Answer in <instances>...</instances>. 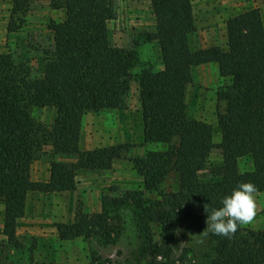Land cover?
I'll use <instances>...</instances> for the list:
<instances>
[{"label": "trees", "instance_id": "obj_1", "mask_svg": "<svg viewBox=\"0 0 264 264\" xmlns=\"http://www.w3.org/2000/svg\"><path fill=\"white\" fill-rule=\"evenodd\" d=\"M36 1L41 0H10L6 32L20 29ZM45 1L62 16L47 25L52 43L44 50L41 74L32 76L27 62L16 61L8 52L0 54V233L13 246L18 245L16 222L23 216L28 192L73 190L78 171L106 170L120 158L116 145L81 150L79 131L86 112L117 105L134 58L131 50L109 43L107 23L114 18V0ZM148 2L155 25L142 35L143 41L157 44L159 68H145L135 77L141 141L167 148L149 149L131 159L141 189L115 197L103 195L100 212L87 222L56 223L55 229L60 240L96 237L108 243L110 210L135 203L141 211L139 223L146 242L142 253L156 256L161 247L168 249L182 204L189 203L207 219L205 205L209 213L220 207L222 197L241 182H253L258 193L264 194V24L258 7L249 6L224 20L223 47L191 49L187 35L195 31V23L190 0ZM209 63L215 64L218 76L226 82L215 90L216 108L218 103L223 105L215 112L221 174L204 180L200 171L207 156L204 147L212 137L211 124L187 115L185 88L192 69ZM33 107L53 108L49 128L33 120ZM42 145L49 146L51 155L75 154V158L50 161L47 179L32 180L30 165ZM172 151L178 190L167 196L159 187L169 171ZM243 160L249 162L248 169H239ZM144 192H155L161 201H150ZM150 222L159 225L162 246L151 243ZM191 225L201 228L199 223ZM209 237L213 242L209 264H264V229L241 227L232 239Z\"/></svg>", "mask_w": 264, "mask_h": 264}, {"label": "rangeland", "instance_id": "obj_2", "mask_svg": "<svg viewBox=\"0 0 264 264\" xmlns=\"http://www.w3.org/2000/svg\"><path fill=\"white\" fill-rule=\"evenodd\" d=\"M192 13L198 26L211 28L215 43L223 44L224 20L250 5L260 10L264 24V0H190ZM10 11V0H0V54L8 52L16 61H24L30 75L39 76L44 63V50L51 46V33L47 29L50 20L62 16L60 10L52 9L48 1L33 2L24 21L16 32L5 30ZM114 18L107 23L108 40L113 46L133 52L132 65L124 76L125 90H122L113 108L86 112L80 124L78 146L81 150L95 146L116 145L120 158L112 162L109 169L80 170L75 176L73 190L66 192H28L25 197L24 213L16 222L15 235L18 245L4 240L0 233V261L2 264H38L41 261H57L65 264H209L213 257L211 238L199 235L206 228L204 218L189 203L181 206L173 239L168 249L161 247L160 254L152 256L142 253L146 245L139 219L140 208L135 203H126L110 210L108 224L111 229L108 243L96 237H76L60 240L56 223L87 222L89 217L100 212V197H115L126 192L141 189V179L136 175L131 159L144 154L146 150H164L165 144L143 143L141 141L140 112L137 101L135 77L145 68H159L158 46L154 41H143V33L152 31V13L148 0H114ZM190 35L187 39L193 41ZM226 80L220 78L215 69L208 65L193 68L191 81L185 88L186 113L211 124L212 137L204 147L206 161L200 175L204 180L215 179L221 174L218 148V129L215 112L223 105L215 101V90ZM33 120L42 127L51 126L54 110L50 107H33ZM264 119V118H263ZM174 146L176 147V143ZM172 143V145H173ZM75 154L51 155L48 145L38 147L31 162L29 174L32 180L47 179L48 163L52 160L72 161ZM172 151L169 171L159 191L164 195L178 190L177 170ZM249 162H239V169H248ZM150 201H161L155 192H144ZM258 215L255 221L245 226L251 230L264 229V194L258 193ZM0 203V230L1 211ZM193 223L201 224L199 230ZM177 230H179L177 234ZM153 245H161L160 227L148 224ZM203 239V244L196 241Z\"/></svg>", "mask_w": 264, "mask_h": 264}, {"label": "clouds", "instance_id": "obj_3", "mask_svg": "<svg viewBox=\"0 0 264 264\" xmlns=\"http://www.w3.org/2000/svg\"><path fill=\"white\" fill-rule=\"evenodd\" d=\"M257 186L249 182H241L230 194L221 199V206L212 208L210 213L205 205L207 212L206 228L199 234L208 237L209 234L223 236L232 239L236 232L245 226L251 225L258 215V195ZM179 230H177L178 234ZM203 244L204 240L196 241Z\"/></svg>", "mask_w": 264, "mask_h": 264}, {"label": "crops", "instance_id": "obj_4", "mask_svg": "<svg viewBox=\"0 0 264 264\" xmlns=\"http://www.w3.org/2000/svg\"><path fill=\"white\" fill-rule=\"evenodd\" d=\"M252 6H254V5H252ZM151 17H152L151 27L153 28L155 24H154V19H153L152 15H151ZM194 23H195V31L187 35V38L190 35H192L191 37L193 38V41H189L187 39V43H188L189 48L193 49V48L208 47L210 45H215L216 44L215 38L213 37V31L211 30V28H209L208 30L205 29L204 26L202 28H200L195 19H194ZM223 46H224V35H223V44L221 47H223ZM204 65H208L210 67H213L215 69V72L217 73V69H216L215 64L209 63V64H204ZM204 65H199L197 67L204 66ZM194 68H196V67H194Z\"/></svg>", "mask_w": 264, "mask_h": 264}]
</instances>
